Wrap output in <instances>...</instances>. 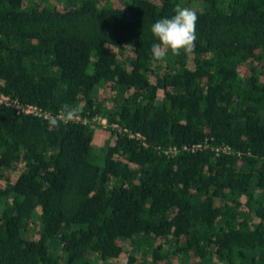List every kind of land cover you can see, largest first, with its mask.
<instances>
[{"label": "trees", "instance_id": "trees-1", "mask_svg": "<svg viewBox=\"0 0 264 264\" xmlns=\"http://www.w3.org/2000/svg\"><path fill=\"white\" fill-rule=\"evenodd\" d=\"M177 4L194 54L155 61ZM2 96L82 111L0 102V264H264V0H0Z\"/></svg>", "mask_w": 264, "mask_h": 264}, {"label": "clouds", "instance_id": "clouds-1", "mask_svg": "<svg viewBox=\"0 0 264 264\" xmlns=\"http://www.w3.org/2000/svg\"><path fill=\"white\" fill-rule=\"evenodd\" d=\"M197 21L198 16L194 9L179 4L174 8V15L171 18L156 21L151 28L153 36L158 41L151 48L153 59L165 61L169 53L173 56H179L182 52L185 55L194 54ZM81 111L78 107L65 104L57 115L49 113L47 122L51 128H58L61 123L67 125L80 119Z\"/></svg>", "mask_w": 264, "mask_h": 264}, {"label": "rangeland", "instance_id": "rangeland-1", "mask_svg": "<svg viewBox=\"0 0 264 264\" xmlns=\"http://www.w3.org/2000/svg\"><path fill=\"white\" fill-rule=\"evenodd\" d=\"M124 53L127 56H130V58L134 57V54L131 53L130 50H126ZM158 67H160V68L162 67L161 71H159L160 75L162 77V75L164 73V70H163L164 66L162 64H160V65H158ZM188 67L191 68V69L193 68V59L192 58H189V60H188ZM163 97H164V90L162 88H160V90H159V99L162 100ZM99 126L102 127V128H100V130L97 132V135H96L95 141H94V145H93V147L95 149L94 155L97 156V157L99 156L100 151L104 147L108 146L109 143L112 140L111 132L108 131L110 128H105V127L103 128L102 124H100ZM10 176H11L12 182L14 183V182H16L18 177L20 176V172L19 171L14 172V173L10 174ZM35 222L37 223V225H39L41 223L39 212L35 213ZM30 236L35 238V234L33 232L30 234ZM128 253H129V250H126V252L121 256L120 261L122 263L127 261V258H128L127 254Z\"/></svg>", "mask_w": 264, "mask_h": 264}, {"label": "built area", "instance_id": "built-area-1", "mask_svg": "<svg viewBox=\"0 0 264 264\" xmlns=\"http://www.w3.org/2000/svg\"><path fill=\"white\" fill-rule=\"evenodd\" d=\"M0 102L1 103H6V104H10V105H13L16 107V109L19 111V112H24L26 114H34V115H37V116H45L47 117V115H45L40 109H38L37 107H34V106H31V105H21L17 102H14V101H11L9 100L8 97H5V96H2L1 99H0ZM81 119H78L76 121H80ZM94 122L97 123L98 125L102 124L103 128H108L110 127L109 123H108V119L105 118V117H97L94 119ZM85 123H87V121H85ZM114 129H118L120 132L122 131L120 129V127L118 125H114L113 126ZM133 138H141L139 135H137L136 137L134 135H131ZM224 152H229V151H224Z\"/></svg>", "mask_w": 264, "mask_h": 264}]
</instances>
